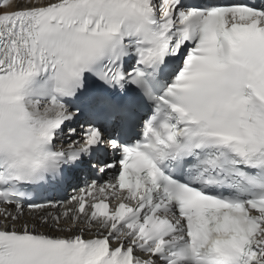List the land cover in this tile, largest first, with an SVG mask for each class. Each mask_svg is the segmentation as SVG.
<instances>
[{
	"label": "snow or ice",
	"instance_id": "1",
	"mask_svg": "<svg viewBox=\"0 0 264 264\" xmlns=\"http://www.w3.org/2000/svg\"><path fill=\"white\" fill-rule=\"evenodd\" d=\"M0 264H264V0H0Z\"/></svg>",
	"mask_w": 264,
	"mask_h": 264
}]
</instances>
